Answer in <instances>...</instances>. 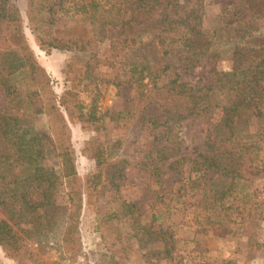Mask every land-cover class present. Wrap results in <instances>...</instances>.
Here are the masks:
<instances>
[{
  "label": "trees",
  "instance_id": "obj_1",
  "mask_svg": "<svg viewBox=\"0 0 264 264\" xmlns=\"http://www.w3.org/2000/svg\"><path fill=\"white\" fill-rule=\"evenodd\" d=\"M188 1L43 0L44 13L89 21L95 30H102L100 40L108 42L104 50H89L81 80L59 101H52L48 110L46 103L51 101L42 96V90L50 78L25 38L22 13L15 1L0 0V29L6 32L2 39L6 46L0 48L4 103L0 108V208L9 219L17 216L21 222L38 219L42 212L49 215L65 181L77 176L65 143H58L50 130H43L39 118L54 116L62 129H67V120H77L83 127L100 131L103 116L94 103L87 110L83 98L99 94L106 86L128 88V106L113 114L117 120L136 119L152 131L161 130L154 135L158 146H148L144 163L149 185L157 187L155 206L166 210L155 215L154 221L173 209L186 211L190 201L195 220L201 217L202 230L211 225L231 231L234 216L229 212H253L252 205L261 207L257 192L245 190L256 180L264 181V37H255L251 20L240 17L209 35L202 0L180 13ZM245 7L236 10L242 12ZM160 9L161 19L148 40L140 18ZM224 21L226 18L220 19V23ZM219 34L222 37L216 39ZM12 35L19 44H9ZM86 45L79 40L55 39L47 42L45 50L85 52ZM203 58L212 63L228 59L231 68L216 71L213 83L198 89L179 78L167 82L171 65L179 62L189 71ZM82 81L87 83L80 90ZM82 93H86L84 97ZM189 119H202L206 125L204 147L191 157L180 154L177 138L179 125ZM102 155L103 150H97L93 157ZM166 167L173 173L170 188L164 182ZM114 169L111 183L119 188L117 180L123 179L124 168ZM230 200L232 204L225 206ZM123 208V217L137 220L143 215L136 203H123ZM18 225L0 218V247L11 259L22 249ZM140 229L149 239L167 242L172 237L162 229L158 234L146 226ZM162 253H169L166 243Z\"/></svg>",
  "mask_w": 264,
  "mask_h": 264
},
{
  "label": "rangeland",
  "instance_id": "obj_2",
  "mask_svg": "<svg viewBox=\"0 0 264 264\" xmlns=\"http://www.w3.org/2000/svg\"><path fill=\"white\" fill-rule=\"evenodd\" d=\"M13 1L23 16L25 38L50 78V83L42 90V96L51 101L45 107L50 110L52 101H59L74 87L76 80H81L80 75L90 56L89 50L94 47L104 50L108 42L100 40L98 35L102 30H95L89 21L68 20L61 13H44L43 0ZM245 1L202 0L205 31L211 35L228 21L240 17L245 22L251 20L255 37L263 38L264 0ZM195 2L189 0L180 13L188 12ZM237 7L245 9L240 12L236 10ZM51 16H54L53 20L49 19ZM223 18L226 21L220 23ZM160 19L161 9L140 18L148 40L152 28L157 26ZM5 34L0 29V48L6 46L2 41ZM221 37L222 34H219L216 39ZM9 39L10 45L19 44L13 35ZM55 39L82 41L87 44L88 51L45 50L47 42ZM230 68L228 59L212 63L208 58H203L189 71L177 62L171 65L167 82L179 78L198 89L211 85L216 71H228ZM102 73L105 70H101ZM85 83L80 82L78 89H83ZM84 94L80 96L84 97ZM2 98L0 93V108L4 105ZM83 99V106L87 110L94 103L98 114L103 116L100 131L83 127L77 120H67V129H62L54 116L52 119L46 115L39 118L38 124L43 130H50L58 143H65L72 154L77 176L65 181L54 210L49 215L42 212L38 219L35 217L19 222L17 216L9 219L0 208V218L8 219L12 224L20 223L16 229L23 239L22 249L15 259L9 258L0 247V264H264L263 180H256L249 190H245V193L257 192L261 207L252 205L253 212L235 209L229 212L234 216L230 223L231 231L211 225L202 230L201 217L195 220L193 210L189 208L190 201L186 211L173 209L154 221L155 215L159 216V212L166 210L155 206L157 194L154 192L157 187L149 185L144 163L148 160V146H158L154 142V135L161 130L152 131L151 127L142 126L136 119L127 122L114 117V113L118 114L128 106L126 86L121 89L106 86L99 94L90 98L86 95ZM159 115L156 113L157 117ZM177 138L181 143L180 154L191 157L196 149L204 147V121L189 119L181 123ZM97 150H103L104 155L94 158ZM116 166L124 168L123 179L117 180L119 188L111 183L110 173ZM164 170L165 187L170 188L174 182L173 173L167 167ZM169 201L166 200L167 203ZM126 202L138 204L143 215L137 220L130 216L123 217V203ZM232 202H226L225 206ZM238 205L234 204L235 207ZM141 226L151 228L157 234L162 229L171 233L172 237L167 242L149 239L141 232ZM165 243L168 254L162 253Z\"/></svg>",
  "mask_w": 264,
  "mask_h": 264
}]
</instances>
